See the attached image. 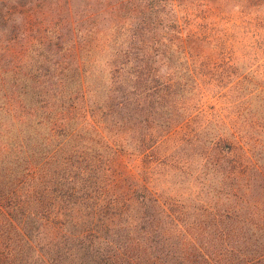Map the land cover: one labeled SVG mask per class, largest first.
Listing matches in <instances>:
<instances>
[{
  "label": "rangeland",
  "instance_id": "1",
  "mask_svg": "<svg viewBox=\"0 0 264 264\" xmlns=\"http://www.w3.org/2000/svg\"><path fill=\"white\" fill-rule=\"evenodd\" d=\"M0 264H264V0H0Z\"/></svg>",
  "mask_w": 264,
  "mask_h": 264
},
{
  "label": "trees",
  "instance_id": "2",
  "mask_svg": "<svg viewBox=\"0 0 264 264\" xmlns=\"http://www.w3.org/2000/svg\"><path fill=\"white\" fill-rule=\"evenodd\" d=\"M117 55V54H116ZM42 123V122H41ZM39 124H40V122H39ZM49 132H51V129L49 128ZM28 158V163H29V158L30 157H27ZM44 160V158H42V161Z\"/></svg>",
  "mask_w": 264,
  "mask_h": 264
}]
</instances>
